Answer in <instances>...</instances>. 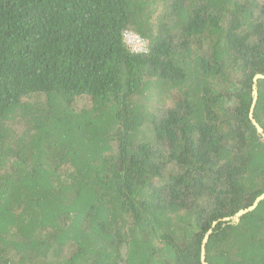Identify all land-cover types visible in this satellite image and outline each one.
<instances>
[{
    "label": "trees",
    "instance_id": "1",
    "mask_svg": "<svg viewBox=\"0 0 264 264\" xmlns=\"http://www.w3.org/2000/svg\"><path fill=\"white\" fill-rule=\"evenodd\" d=\"M256 74L264 0H0V264H264Z\"/></svg>",
    "mask_w": 264,
    "mask_h": 264
},
{
    "label": "water",
    "instance_id": "2",
    "mask_svg": "<svg viewBox=\"0 0 264 264\" xmlns=\"http://www.w3.org/2000/svg\"><path fill=\"white\" fill-rule=\"evenodd\" d=\"M264 80V75L261 74H256L253 78V85H252V105L250 108V112H249V118L251 120L252 125L255 127L257 134L264 140V130L260 127V125L256 122V120L253 118V108L254 105L256 103L257 100V80ZM264 199V193H262L260 196H258L253 204L249 207H247L246 209H242L239 210L237 213H235L233 216L231 217H227V218H223L222 221L223 222H230V223H237L240 219L241 216H243L244 214L252 211L260 201H262ZM218 222H214L213 226L215 224H217ZM211 233V231H208L203 239V245H202V252H201V257H200V262L201 264H208L207 261L205 260V256H204V245L208 239L209 234Z\"/></svg>",
    "mask_w": 264,
    "mask_h": 264
},
{
    "label": "built area",
    "instance_id": "3",
    "mask_svg": "<svg viewBox=\"0 0 264 264\" xmlns=\"http://www.w3.org/2000/svg\"><path fill=\"white\" fill-rule=\"evenodd\" d=\"M125 47L133 53H141L146 51V44L138 35L133 32L126 31L123 36Z\"/></svg>",
    "mask_w": 264,
    "mask_h": 264
}]
</instances>
